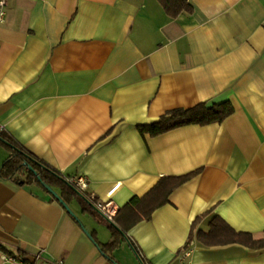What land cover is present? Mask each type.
Instances as JSON below:
<instances>
[{"label": "crops", "instance_id": "0c3cea01", "mask_svg": "<svg viewBox=\"0 0 264 264\" xmlns=\"http://www.w3.org/2000/svg\"><path fill=\"white\" fill-rule=\"evenodd\" d=\"M186 1L192 11L173 18L160 0H9L0 26V126L38 158L87 178L117 212L162 178L201 170L129 231L148 264H174L207 212L197 230L219 216L264 238V0ZM224 102L235 112L221 124L138 130ZM1 142L0 170L11 155ZM68 207L0 178V244L27 262L139 264L126 238L101 252L113 240L102 214ZM189 251L190 264H264V249L240 244Z\"/></svg>", "mask_w": 264, "mask_h": 264}, {"label": "trees", "instance_id": "16d2710c", "mask_svg": "<svg viewBox=\"0 0 264 264\" xmlns=\"http://www.w3.org/2000/svg\"><path fill=\"white\" fill-rule=\"evenodd\" d=\"M160 2L166 12L173 18L181 13H190L192 11V7L189 6L186 0H160ZM234 112L235 109L230 102L212 105L201 103L189 109L179 108L171 110L155 123L139 125L138 130L142 136L157 137L185 126L221 124L232 116ZM0 140L11 151L10 157L0 170V178L12 180L21 186L37 184L57 201L61 199L63 203L59 202L64 208L65 204L68 206L71 201L77 200L83 212L89 213L93 217L102 214L106 219L108 229L112 233L113 240L106 246H101L97 243L101 252L104 254L108 250L113 251L117 249L122 239L126 238L142 264L148 263L137 244L128 237L129 231L143 221H150L155 211L169 204V198L175 190L201 173V170H197L184 176L162 178L147 195L143 198H133L124 208L117 212L113 220H109L99 207L101 201L97 197L93 198L91 193L79 188L72 181V177H66L60 171L38 158L30 150L5 133L4 129H0ZM43 184L48 185L52 189L59 188L60 195H54L49 192ZM210 214L211 212H207L195 220L191 228L189 240L182 252L190 249L196 240L206 247L240 244L252 250L264 249V238L255 240L251 234L238 233L219 216L212 218L209 223L210 229L208 232H204L201 229L197 230L202 221ZM93 239L95 240L94 237ZM0 250L7 256L28 263L23 258V254L10 253L1 244Z\"/></svg>", "mask_w": 264, "mask_h": 264}, {"label": "built area", "instance_id": "2783aa9c", "mask_svg": "<svg viewBox=\"0 0 264 264\" xmlns=\"http://www.w3.org/2000/svg\"><path fill=\"white\" fill-rule=\"evenodd\" d=\"M8 3H9V0H0V26L3 25L6 21ZM0 129H3V128L0 126ZM72 181L79 188H81L83 191L88 192V180H87V178L82 177V176H78V177L73 178ZM92 197L95 198V196L93 194H92ZM99 207L106 214V216L109 218V220H113L117 214V210H115L111 206L110 203L101 202L99 204ZM190 249L181 252L174 264H190V262L187 261L188 257H190V251H189ZM5 260L11 264H17V263H21V264H43L41 255H37L32 262H28V263H26L24 261H20V260L14 258V257H11V256L5 257ZM50 264H64V263L62 260H58V261H54Z\"/></svg>", "mask_w": 264, "mask_h": 264}, {"label": "water", "instance_id": "95a60500", "mask_svg": "<svg viewBox=\"0 0 264 264\" xmlns=\"http://www.w3.org/2000/svg\"><path fill=\"white\" fill-rule=\"evenodd\" d=\"M43 186L49 191V192H51V193H53L54 195H57V193L55 192V191H53V189L51 188V187H49L48 185H46V184H43ZM59 201L61 202V203H63V201L61 200V199H59ZM65 206V208L72 214V212H71V210L69 209V207L65 204L64 205Z\"/></svg>", "mask_w": 264, "mask_h": 264}, {"label": "rangeland", "instance_id": "374dc122", "mask_svg": "<svg viewBox=\"0 0 264 264\" xmlns=\"http://www.w3.org/2000/svg\"><path fill=\"white\" fill-rule=\"evenodd\" d=\"M126 248H127L128 252H129V254H130L131 256H133L134 260H137L138 263L140 264L138 258H137L136 255L133 253V251H132L128 246H126Z\"/></svg>", "mask_w": 264, "mask_h": 264}]
</instances>
